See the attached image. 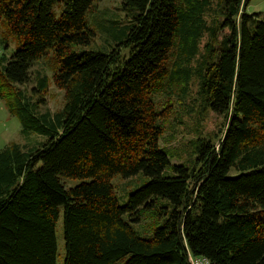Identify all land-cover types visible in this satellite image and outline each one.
<instances>
[{
  "label": "trees",
  "instance_id": "1",
  "mask_svg": "<svg viewBox=\"0 0 264 264\" xmlns=\"http://www.w3.org/2000/svg\"><path fill=\"white\" fill-rule=\"evenodd\" d=\"M95 1L0 0V21L19 45L5 78L29 82L52 49V80L64 91L52 113L41 111L46 76L34 78L32 95L5 94L21 133L48 138L0 149V264H56L60 208L63 264H190L189 254L264 264V15L247 13L249 0H122L134 13L123 41L75 51L95 35L86 20ZM205 33L199 96L224 130L217 143L190 141V165L173 163L160 142L170 106L158 109L152 94L172 88L166 61L176 39L188 60ZM138 173L147 180L121 205L112 177ZM64 177L80 182L66 187ZM144 214L150 232L141 236L132 223Z\"/></svg>",
  "mask_w": 264,
  "mask_h": 264
},
{
  "label": "rangeland",
  "instance_id": "2",
  "mask_svg": "<svg viewBox=\"0 0 264 264\" xmlns=\"http://www.w3.org/2000/svg\"><path fill=\"white\" fill-rule=\"evenodd\" d=\"M122 0H98L91 4L87 13L86 20L88 25L94 30L95 35L89 43L85 45L74 46L75 51H110L115 44L123 41L124 31H127L132 20V10L124 9L121 5ZM63 4L56 2L52 7L55 18H58ZM246 12L249 14L258 13L264 15V0H249L246 5ZM214 18L212 13L208 18V24ZM227 32V29L222 30ZM221 32V33H222ZM221 33L219 36H221ZM209 33L203 34L197 40V46L191 55V58L185 60L180 58V54H185L187 49H179L178 39L170 50L166 67L168 68L169 78L171 79V89L169 85L152 94L158 109L162 110L167 104L169 113L166 117L160 118L163 124L164 134L160 139L161 145L166 148L167 153L171 156L173 163L184 162L190 165L193 161V146L190 141L197 136L207 137L214 143H217L222 136L225 124V118L203 104L199 96V76L198 68L202 63V57L205 53V44L208 41ZM113 42V43H112ZM19 45L14 35L10 33L3 20L0 21V149L8 143L15 141L23 150L31 146L46 141L47 135L32 134L25 137L21 133V122L18 117L12 114L9 106L6 105L5 94H34V78L37 75L46 76L49 86L45 94V101L42 104L41 111L50 113L59 110L64 101V91L57 88L52 80V74L57 69L55 56L52 49H48L40 59L36 60L30 68L31 79L24 84H14L4 76L3 66L5 60L11 57L18 49ZM120 50L128 52V48L120 46ZM183 52V53H182ZM187 74V75H186ZM36 96L38 94H35ZM12 97V95H10ZM218 137V141L216 138ZM28 144V145H26ZM236 174L234 169H230L229 175ZM147 180L143 174L138 173L131 177H123L115 174L112 179V185L121 205L128 200L129 193L142 185ZM66 187L74 186L79 183V179L62 178ZM147 212V211H146ZM144 213V212H143ZM142 214V213H141ZM151 218L143 215L138 223H132L135 230L141 235L146 236ZM56 264H63L65 255L63 240V217L62 208L56 220ZM123 259L114 264H122Z\"/></svg>",
  "mask_w": 264,
  "mask_h": 264
},
{
  "label": "built area",
  "instance_id": "3",
  "mask_svg": "<svg viewBox=\"0 0 264 264\" xmlns=\"http://www.w3.org/2000/svg\"><path fill=\"white\" fill-rule=\"evenodd\" d=\"M188 260L190 264H208V260L199 256L189 254Z\"/></svg>",
  "mask_w": 264,
  "mask_h": 264
}]
</instances>
